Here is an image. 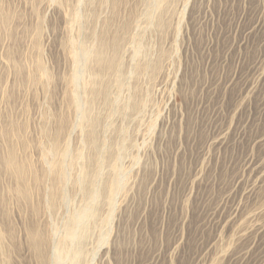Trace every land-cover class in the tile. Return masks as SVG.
<instances>
[{
	"label": "rangeland",
	"instance_id": "obj_1",
	"mask_svg": "<svg viewBox=\"0 0 264 264\" xmlns=\"http://www.w3.org/2000/svg\"><path fill=\"white\" fill-rule=\"evenodd\" d=\"M75 1L0 0V128L17 123L19 140L46 149L59 119L75 118L65 88L69 42L119 44L104 78L108 98L94 104L97 141L112 147L87 162L82 134L67 140L85 156L73 164L76 175L104 173L119 155V167H132L112 212L104 184L87 188L100 205L84 254L104 239L90 263L264 264V0H91L81 10ZM75 13L86 14L87 36ZM37 159L34 203L45 187ZM11 186L0 168V208L11 202ZM66 196L74 210L86 203L78 186ZM20 209L30 218V207ZM16 247L9 264H35Z\"/></svg>",
	"mask_w": 264,
	"mask_h": 264
},
{
	"label": "bare ground",
	"instance_id": "obj_2",
	"mask_svg": "<svg viewBox=\"0 0 264 264\" xmlns=\"http://www.w3.org/2000/svg\"><path fill=\"white\" fill-rule=\"evenodd\" d=\"M87 2L90 3L91 0H76L75 6L81 10ZM157 2L159 0H156ZM107 3H114V0H107ZM100 4L101 7L102 3L100 2ZM109 7L112 6L109 5ZM85 19L86 14L85 17L79 13L74 15V20L82 28V36H87L83 29L84 23L86 24ZM103 21L105 20L103 19ZM102 42V40L99 41V45L95 49L84 47L82 41L71 40L69 42L71 74L66 78L65 88L75 118L68 123L59 119L60 122L54 130L51 143L46 149H36L35 151L31 140L28 138L19 140L18 134L23 127L17 123H9L6 128L4 126L0 128V138L5 137L0 145V151H3L0 168L13 185L11 187H13L14 194L11 202L0 208L2 209L0 210V264L10 263L13 259H10V256L17 248L16 244L22 246L26 253L31 255L35 264H91L90 261L98 254L96 252L104 253V239L100 241L97 251L90 254L89 257L84 254L82 249L84 244L88 243L93 232V229H90L89 221L94 219L95 210L100 205L94 204L97 200L96 190L89 192L87 188L93 189L91 184L93 185L95 180L99 182V185L100 183L104 184L102 186L107 187V190L102 203L107 207L108 212H112L115 207V197L122 193L126 175L130 173L129 170L132 167L129 170L119 167L118 161L121 157L119 155L116 160L107 163V168H105L107 171L104 173L94 176L81 171L80 175H76L72 172L73 164L85 156L83 153H72L67 141L70 132L77 130L82 134L86 150L89 152L85 158L87 162L96 161L97 158L95 159L91 154L99 153L101 148H104L105 152L112 147L110 142L101 146L97 141L96 131L101 116L98 111L94 110V104L98 101L105 102L108 98L107 84L104 78L117 65L120 46L114 40L109 47ZM104 47L107 48L106 54L103 53ZM108 49L111 51L109 52ZM146 68L151 70L154 67L151 68V65L148 64ZM129 105L132 112H136V114L141 112L140 109L143 107L139 106L141 103L138 104L136 101H130ZM34 158L39 159H37L41 173L39 177L45 186L43 199L36 200L35 203L30 197L31 190L37 180V167L34 164ZM97 169L98 166L95 165L93 171ZM88 177L89 181H87ZM73 185L80 188L86 202L82 208H79L80 210H74V200L72 201L66 196ZM21 205L31 208L30 218L26 217L28 214L25 215V212L21 213ZM7 211H12L16 216V221L19 222L17 231L11 230L9 227ZM39 212L42 214L40 222H37ZM57 214L62 216V223L58 226L51 224L50 221L52 216ZM108 214L110 216V213ZM109 216L108 219H110Z\"/></svg>",
	"mask_w": 264,
	"mask_h": 264
}]
</instances>
